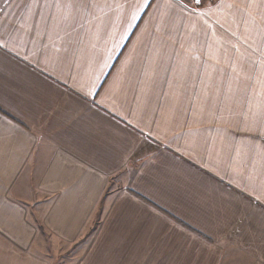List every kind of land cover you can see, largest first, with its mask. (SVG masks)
I'll list each match as a JSON object with an SVG mask.
<instances>
[{"label": "crops", "instance_id": "obj_1", "mask_svg": "<svg viewBox=\"0 0 264 264\" xmlns=\"http://www.w3.org/2000/svg\"><path fill=\"white\" fill-rule=\"evenodd\" d=\"M232 32L264 0H0V264H264V57Z\"/></svg>", "mask_w": 264, "mask_h": 264}, {"label": "rangeland", "instance_id": "obj_2", "mask_svg": "<svg viewBox=\"0 0 264 264\" xmlns=\"http://www.w3.org/2000/svg\"><path fill=\"white\" fill-rule=\"evenodd\" d=\"M218 0H200L199 3H195L193 0H186V2H188V4L192 7H200V6H207L208 4H210L211 6L213 4H215ZM231 37L233 39L235 38L237 40V38L242 42V43H258V47H253L250 46L252 49H254L256 52L260 53V58L264 57V43H262L261 40V36H264V32L258 33V35L256 36V33H237V32H232L230 33ZM238 42V40H237ZM236 42V43H237ZM252 49H248V53H250V55L254 56V51ZM253 52H252V51ZM264 60V59H263ZM260 66H262L264 68V61L260 64ZM264 71V69H263ZM260 83L264 84V80H261ZM85 239H82L80 241H78L77 243H75L72 247H66V246H58V248L56 250H52L51 251V258H52V264H70L73 260H75L77 257L80 258L82 255H80L84 249V241ZM69 250L67 252H65L66 249Z\"/></svg>", "mask_w": 264, "mask_h": 264}, {"label": "snow or ice", "instance_id": "obj_3", "mask_svg": "<svg viewBox=\"0 0 264 264\" xmlns=\"http://www.w3.org/2000/svg\"><path fill=\"white\" fill-rule=\"evenodd\" d=\"M200 2V0H196V3H199Z\"/></svg>", "mask_w": 264, "mask_h": 264}, {"label": "water", "instance_id": "obj_4", "mask_svg": "<svg viewBox=\"0 0 264 264\" xmlns=\"http://www.w3.org/2000/svg\"><path fill=\"white\" fill-rule=\"evenodd\" d=\"M196 3V0H193Z\"/></svg>", "mask_w": 264, "mask_h": 264}]
</instances>
